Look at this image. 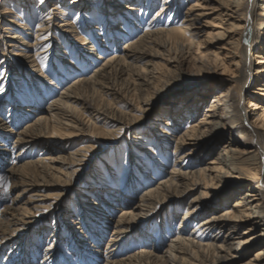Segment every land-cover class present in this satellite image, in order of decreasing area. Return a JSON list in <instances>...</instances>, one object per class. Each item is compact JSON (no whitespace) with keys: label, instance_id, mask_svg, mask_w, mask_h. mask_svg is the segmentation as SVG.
<instances>
[{"label":"bare ground","instance_id":"bare-ground-1","mask_svg":"<svg viewBox=\"0 0 264 264\" xmlns=\"http://www.w3.org/2000/svg\"><path fill=\"white\" fill-rule=\"evenodd\" d=\"M3 1L0 0V6ZM18 1L30 20L40 18L36 31L24 36L14 32L13 36L3 28L6 18L13 12L5 9L0 13V55L3 56L0 63V106L5 102L3 93L11 89L13 77L22 78L25 72L22 70L15 74V61L23 62L24 59L25 65L29 63L32 69H36L39 76L32 78L34 84L43 82L42 70L48 63L41 62L44 51L38 53V50L47 40L55 41L54 28L66 33L68 45L86 58L88 62L84 68L89 67L91 73L80 76L60 90L40 115L18 132L7 128L0 119V133L14 137L15 147L20 149L21 156L27 149L46 153L44 157L21 165L18 168L20 174L12 171L13 184L20 185L21 192L11 201L17 214L6 220L7 228L0 235V246L9 240L23 241L31 231L43 227L52 217L55 219L53 242L58 240L56 230L62 218H69L66 222L75 224L76 219L70 218L74 213L62 205L68 189L75 186L76 177L84 172L95 154L96 150L87 145L91 140L85 136L93 129L99 130L97 124H101L109 128L101 130L105 134L118 131L127 138L116 145V155L108 158L102 174L97 173V176L106 181L104 175H109L112 180L123 184L122 189H129L127 184L132 174H141L140 170L147 176L149 170V178L153 181L151 187L132 199L129 209H120L122 213L119 216L107 214L106 207L91 200L87 207L77 208L80 221L86 211L92 212L90 207L101 209L93 210V213L105 223L103 228H107L101 233L104 245L96 251V256L104 264H237L242 261L243 254L235 251V247L241 243L251 248L263 245L254 257L257 263L249 261L245 264H264V106L253 97L251 83H247L257 76L256 80L264 83V54L258 53L252 44L254 37L260 35L253 26V20L261 15L264 0H194L186 8H183V3L189 0H116L112 3L110 0H71L70 3L68 0H53L48 8L39 6L36 16L31 9L32 0ZM158 3H161L160 10L152 20L150 12ZM60 6L63 7L60 15L72 14L73 21L62 20L58 16ZM204 16L211 21H203ZM80 18L84 19L83 25L87 27L84 33L95 40L99 38L97 42L80 36V28H83L78 21ZM160 21L163 24H159ZM27 27L20 26V33L21 30L30 31ZM15 28L10 25L9 30L14 31ZM260 31L264 37V24ZM132 33L135 36L129 39ZM57 41L61 46L60 38ZM98 42L104 44L102 50L106 52L117 48V56L110 55L112 57L105 59L98 52L101 48ZM21 47L26 49L24 53L18 50ZM61 53L63 55L57 56L60 66L69 71L76 70L77 66L68 59L67 53ZM261 54L262 61L257 62ZM13 57L16 60H12ZM161 64L170 73H174L171 68H175L181 77L174 83L163 80ZM231 66L238 75L234 83L221 78L229 73ZM241 80V89L237 91L236 84ZM153 86H156V93L145 103V96L152 95ZM85 89L91 92L92 97L82 94ZM185 93L186 97L174 104L179 99L174 98ZM209 94L212 97L207 101ZM97 95L100 101L95 104ZM170 96H174V100L163 102ZM207 103L197 121L196 116ZM170 105L171 108H167ZM159 106L167 108L163 115H158L165 118L160 121L174 128L187 125V130L180 134L176 131L172 138H163V142L159 141L158 124L150 123L148 129L139 132L137 123L146 120V115ZM232 127L249 129L255 143L239 140ZM229 131L230 136L220 145V153L211 163L213 166L198 167L204 165V159H198L197 166H194L196 162L192 160L196 159V153L204 149L205 156L210 154ZM161 133L170 135L165 131ZM82 140L85 146L72 151L73 146ZM137 140L143 145L137 146ZM121 147L126 149L124 159ZM139 149H145L146 154L143 152L138 156L136 152ZM67 159L71 160L70 164ZM163 160H168L169 165L165 166ZM159 171L164 177L154 183L152 176L158 175ZM228 179L231 184L225 195L237 199L234 206L228 205L230 209L221 212L219 205L209 201L214 194L209 195V190L221 191L228 184ZM245 181L253 182L256 187L245 184ZM58 186L65 189L51 195L41 190L42 187L53 190ZM77 190L75 193L78 194ZM126 191L116 193V202L112 203H122ZM102 203L109 206L105 201ZM28 205L34 212H30ZM182 209L184 213L178 221L179 231L165 248L156 246L155 240L150 248L143 246L123 258L114 259L116 246L127 237L137 234L147 238L149 230H141L145 223L154 219L162 220L164 227L169 226L168 222L176 221ZM247 224L252 227L245 229L247 231H262L257 235L259 237L245 239L242 236L245 231L240 233V230ZM191 226L193 230H190ZM54 245L55 242L46 249V257L56 250Z\"/></svg>","mask_w":264,"mask_h":264},{"label":"rangeland","instance_id":"rangeland-1","mask_svg":"<svg viewBox=\"0 0 264 264\" xmlns=\"http://www.w3.org/2000/svg\"><path fill=\"white\" fill-rule=\"evenodd\" d=\"M109 1V0H108ZM187 1V0H186ZM25 2V1H24ZM31 2V1H30ZM70 3L71 0H68ZM116 2V0H110V3ZM185 2V1H184ZM20 1L18 0H4L2 5L0 6V13L5 12L7 10L12 11L13 13L9 15L7 21H5V26H3L4 30L6 32L12 33L13 36H15L14 32H17L18 36H24V34L30 32L33 33L37 30V23L40 17H34L31 20L28 18L27 12L23 11V7L19 4ZM54 2L53 0H32L30 4L31 9L33 11V14L36 16V12L39 8V6L46 5L47 8L52 5ZM68 3V4H69ZM194 0H189L185 3H183V8L188 7L189 5L193 4ZM262 6L260 2H258ZM259 5V6H260ZM45 6V7H46ZM58 7L57 13L58 16L62 18V20L67 21H73L74 17L72 14H69V16H61V12L63 7ZM161 3H158V5L152 9L150 12V18L153 20V17L156 16V12L160 10ZM34 9V10H33ZM37 9V10H36ZM260 12V10H259ZM70 13V12H69ZM149 13V12H148ZM147 14V13H146ZM144 14V15H146ZM27 16V17H26ZM169 18V17H168ZM167 18V19H168ZM172 20L175 19L174 17L171 18ZM209 19L211 21V18H206V16L203 17V21L207 22ZM82 25L84 23V19L80 18L78 20ZM263 21H264V9L261 8V15L256 17L253 20V26L255 30L260 34H258L253 39V47L257 48L259 51L258 53L264 54V37L261 35L262 31L260 29L263 27ZM159 24H163L162 21H160ZM178 22H175V26H177ZM10 25L13 29L15 26L16 28L13 30L10 29ZM25 25H28L27 29L30 31H24L21 30L20 33V26L24 27ZM159 27V26H158ZM84 28H87L83 25V28H80L79 34L81 37H85L90 41V38L93 41L95 40L94 37L87 36V34L84 33ZM52 30H55L53 33L55 34V41H46L45 44L41 45L39 47L38 53H42V61L44 63H48L47 66H45L42 70L43 76L41 77V81L38 84H34L32 81L34 79L32 78H38L39 73L36 72L35 68H31L29 66V63L26 65L23 63L25 62L23 59V62L21 60L15 61L17 64L15 67V74L17 75L23 71L24 74H22V78L16 77V75L13 77V81L11 82V89L7 91V93H3V98L5 99V102L0 106V119L1 121H4L6 123L7 128L12 130L14 133L21 130L23 127H25L26 124L33 121L36 117L40 115V112L43 108L46 107V105L51 102L53 99L57 97V94L60 90L66 88L69 86L72 82L75 80L81 78L80 76L86 75L88 76L91 73V69L84 68V65L86 66L87 60L86 58L80 56V54L76 53L70 46L68 45V39L65 38L66 33H60L57 28H54ZM137 31V30H136ZM23 32V33H22ZM0 33H2L0 31ZM129 39H132L133 36H135L133 33L129 35ZM60 38L59 43H61V46L57 44V39ZM67 41V42H66ZM82 43V42H81ZM99 46L101 48L98 49V52L102 53V56L105 59H108L109 57H112L110 55H116L118 54L117 48L114 50L104 51L102 50V47H105L104 44H100L98 42ZM97 44V45H98ZM80 45V43H79ZM63 53H67L68 59L72 61V63H75L76 70H68L64 69L65 66H60V58L57 56L63 55ZM72 49V50H71ZM21 51V53H24L23 51H26L25 48L21 47L18 49ZM20 51H17L19 53ZM59 51V52H58ZM47 52V53H46ZM96 52L95 54H97ZM103 58V59H104ZM262 54L261 56L257 57V62L262 61ZM20 59V58H19ZM3 60V56L0 55V63ZM12 60H16V57H13ZM174 62V60L172 61ZM162 63V62H161ZM163 64H161V67ZM258 66V65H257ZM73 67V66H72ZM171 67V66H170ZM174 73H170L169 69L165 67V65L162 68V71L164 73V79L163 80H169L170 83L176 82L181 76L180 72L176 70L175 68H171ZM169 71V72H168ZM190 72H193V70H189ZM176 74V75H175ZM237 71L235 70L234 66H231L230 71L228 74H224L221 76L222 79L227 80L229 82L234 83L237 79ZM173 77V78H172ZM235 78V79H234ZM257 77L251 78L247 83H251L252 86V92H254L253 97L257 99V102L260 103L261 106H264V83H261L259 79L256 80ZM264 80V78L262 79ZM243 80H241L238 84H236L237 91H240L241 89V83ZM53 83L52 86L49 84ZM224 84H228L225 82ZM154 87V88H153ZM152 90L150 91L152 95L145 96L144 102L147 103L149 100H152L154 97V94L156 93V86H153ZM155 92V93H154ZM154 93V94H153ZM83 95H87L92 97L91 92L89 93L88 90L82 91ZM185 95H180V97L174 98V96L167 97L165 103L170 102L171 100L178 99L174 104L184 99ZM209 98L207 101H210L212 96H208ZM174 98V99H173ZM263 98V99H262ZM147 100V101H146ZM259 100V101H258ZM95 104L100 101V96L97 95L94 98ZM178 105V104H177ZM176 105V106H177ZM208 105H203L201 111L196 116L197 121L201 118L204 109ZM175 106V107H176ZM161 106L157 107L156 110H154L149 115H146V120H140L137 123V130L139 132H143L144 130L148 129L150 127V123H153L155 126L159 125V141L163 142V138H172L176 131L180 133H184L187 130V125H183L178 128L170 127L164 124L165 118H159L160 115H163L166 109L160 108ZM11 110V111H10ZM30 110V112H27ZM165 110V111H164ZM169 110V109H168ZM262 109H259L258 112H261ZM87 115V114H85ZM159 115V116H158ZM2 116V117H1ZM155 119V120H152ZM99 130L93 129V132H91L89 135H86L85 137H88V140H91L89 144L91 147H93V150H96L93 155V158L89 165L85 168L84 172L79 175V177H76V183L75 186L68 189V196L65 199V202H63L62 207L70 208L72 213L74 215L70 216V218L74 221L73 223L66 222L69 218H62L60 220V224L58 225L59 229L57 231V239L55 240V247L56 250L49 253V255L46 257V249L49 247V245L53 244L52 235L55 232L54 228L55 226V219L50 218L47 221V224H45L43 227L37 228L34 231H31L29 233V236L24 239L23 241H16V242H10L6 241L2 246H0V264H104V262L99 259L96 256V251L104 245L101 238L102 232L106 231L107 228L105 227V223L99 217L93 213V210H101L94 207H90L92 212L86 211L83 217H81V221L78 217L79 211H77V208L79 207H87L88 203L91 201H94V203H97L98 205H102L103 208L106 207L107 214L111 216H119L122 212L120 209H129L131 204L133 203L132 199L139 197L140 194H142L144 191H146L149 187H151L153 181H151L150 177V171L147 170V175H143V170H140V173L132 174L133 177L128 181L129 189H122V183L116 182V180H112L109 175H104L103 178H100L97 176L98 174H102L103 172V166L108 162L109 157H113L116 155L115 147L119 143H122L125 137V134L122 136L118 131L113 132L111 135L107 133L105 134L104 131L105 128L101 124H97ZM169 125L170 121H169ZM233 130H235V134H237V138L241 140L244 143H255V138L253 137L251 131L249 129L244 128H238V127H232ZM104 130V131H101ZM161 131L168 132L170 135L167 136ZM230 136V131L226 132L225 137L221 138L219 141V144H217L213 150L210 152V154L205 156V150H199L195 157L196 159H193L192 162H196L194 166H197L198 159L202 160L204 159V165L198 166V167H212L213 164H211L215 158L218 157V153H220V145L227 140V138ZM49 138V137H48ZM51 140V139H50ZM49 140V141H50ZM87 140V139H86ZM131 140V139H130ZM173 140V139H171ZM14 137L4 135L3 133H0V235L2 232L6 231V220L11 219L13 215L17 214V211L12 208L11 201L12 199L18 195L21 192V186L20 185H14L13 180L11 178L12 171L18 172L20 174V170L18 169L21 165H23L25 162L34 161L38 158L46 156V153L40 152L36 149H27L26 152L22 153L17 147H15L14 144ZM132 141H136V139H132ZM131 141V142H132ZM93 142V143H92ZM137 146L143 145L138 142L137 140ZM151 145L150 143H148ZM84 145V141H79L73 146V150L82 148ZM152 146V145H151ZM123 150V159L126 154V149L122 147L119 148ZM172 149V146L171 148ZM36 150V151H35ZM152 151V150H151ZM140 152V153H139ZM145 153V149H139L137 151V155L139 156L141 153ZM45 154V155H44ZM151 156L150 154H148ZM65 158H67V154L64 155ZM122 159V162H124ZM162 159V158H161ZM71 160L67 159V163L70 164ZM163 164L165 166L169 165L168 160H163ZM193 164V163H192ZM224 169H226L225 166H223ZM160 169V168H159ZM18 170V171H17ZM161 170V169H160ZM162 171V170H161ZM161 171H159V174H154L152 177L155 178L154 183L158 182V179H161V177H164L162 175ZM105 174V173H104ZM146 179V180H144ZM144 180V181H143ZM229 180V179H228ZM231 180H229L228 184L221 189V191H212L209 190V195L212 197L209 199V201L213 200V205H219L220 211L225 212L227 209H230L228 205L234 206L235 205V199L237 197H233L232 195H225V191L228 190L230 187ZM246 182V181H245ZM245 184L256 187V184H254L251 181H247ZM228 185V186H227ZM259 185V184H258ZM257 185V186H258ZM55 188V187H51ZM128 188V187H127ZM45 189L42 187L41 190H45L44 194H53L57 193L59 189H65V187L58 186L57 188L51 190ZM78 189V190H77ZM75 190L80 192H83V195H79V193H75ZM126 191L125 199L122 200V203H116L113 204V202H116V193L120 191ZM128 190H131L130 193H128ZM244 193V192H243ZM75 194V195H74ZM216 195V197H214ZM220 196H223L224 198H220ZM28 195L25 196V200H27ZM218 198V199H217ZM105 201L106 203H109V206H106L102 202ZM111 205V206H110ZM120 205V206H118ZM29 209H31L30 212H34V209L31 208V205H28ZM114 208V209H113ZM235 211L234 209L232 210ZM184 210L182 209L180 212V216L176 221H170L168 222L169 226L166 225L165 227L162 225V220L156 221L152 219L149 223H145L143 227H141V230H149L150 234H146L147 238H141L137 234L132 235L130 237H127L121 244L116 246V251L114 253V259H120L124 256L128 255L129 253H133L136 250L141 249L143 246H146L149 248L154 244V241L156 240V246H160L165 248L166 244L169 240L175 238L177 232L179 231V219L183 215ZM60 219V218H59ZM98 219V220H97ZM100 222V223H99ZM160 223V224H159ZM264 224V222H263ZM158 225L159 228H158ZM263 226V225H262ZM150 228V229H149ZM252 228L250 224L244 225L242 229L240 230V233H243V237L246 239L250 237H256L261 233L262 231H247L245 229ZM102 229V230H101ZM108 230L110 231L111 228L109 227ZM190 230H193V227H190ZM261 230V229H260ZM158 239H157V237ZM156 237V239H154ZM259 237V236H257ZM1 239V237H0ZM86 243V244H85ZM263 245L257 246L255 248H251L250 246H244L242 243L237 244L235 247V251L237 250L238 253L243 254V259L241 262L237 264H245L249 261H253L255 255L257 252L262 248ZM95 251V252H94ZM56 254V255H55ZM50 257V258H49ZM48 260H47V259ZM99 260V261H98ZM101 260V261H100ZM48 262V263H47Z\"/></svg>","mask_w":264,"mask_h":264}]
</instances>
